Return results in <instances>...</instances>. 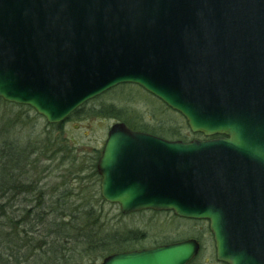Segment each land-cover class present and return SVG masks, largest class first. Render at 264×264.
I'll list each match as a JSON object with an SVG mask.
<instances>
[{
    "label": "water",
    "instance_id": "95a60500",
    "mask_svg": "<svg viewBox=\"0 0 264 264\" xmlns=\"http://www.w3.org/2000/svg\"><path fill=\"white\" fill-rule=\"evenodd\" d=\"M122 85L205 140L115 123L102 199L124 216L208 221L219 263L264 264V0H0V99L60 125ZM200 251L191 239L102 264H190Z\"/></svg>",
    "mask_w": 264,
    "mask_h": 264
},
{
    "label": "rangeland",
    "instance_id": "374dc122",
    "mask_svg": "<svg viewBox=\"0 0 264 264\" xmlns=\"http://www.w3.org/2000/svg\"><path fill=\"white\" fill-rule=\"evenodd\" d=\"M114 91L115 89L93 100L84 113L71 116L61 125H49L31 108L6 104L0 100V146L4 147L9 142H15L30 146V150L35 153L28 169L16 171L17 173L14 174L18 177L19 184L28 188L15 189L11 194H6L5 206L13 208L9 215L11 218L19 216L18 220H20L23 216L17 211L19 209L32 207L38 208L39 212L40 192H44L42 200L47 201L57 200L61 195L65 197L67 194L65 198H68L70 204L88 202L95 208L102 209L105 217L109 219L107 220L109 226L114 225L117 230H137L146 234L148 240L143 244V249L155 248L162 242L172 240H197L201 245V252L192 264H216L215 247L212 244L208 222L183 220L172 213L155 214L154 212L118 218L120 212L118 206L103 205L100 202L101 178L99 175L95 176L96 166L102 155L109 129L117 121L95 116L94 110L111 104L122 108L127 106L128 102L138 101L146 112L151 109V115L147 112L144 118L154 126L164 123L165 128H176L181 123H186L177 113L173 111L164 113L158 104V107L156 104L155 107L151 105L150 99L138 89H135L136 92L130 90L125 98L118 93L120 90ZM183 136L192 140L195 135L188 128ZM12 223L7 221L2 225L4 235L1 239L12 244V247L7 245L8 249L22 245L21 243L27 240L23 233L24 229ZM9 227L12 230H9ZM7 235H9L8 240L4 239ZM39 235V232L35 233V237ZM0 242L1 246L2 241ZM24 248V251L22 249L12 254L23 264H27L28 260V264H38V252L33 250V246H24ZM102 263L101 260L95 264Z\"/></svg>",
    "mask_w": 264,
    "mask_h": 264
},
{
    "label": "trees",
    "instance_id": "16d2710c",
    "mask_svg": "<svg viewBox=\"0 0 264 264\" xmlns=\"http://www.w3.org/2000/svg\"><path fill=\"white\" fill-rule=\"evenodd\" d=\"M129 89L134 92H136L135 89H138L150 99L151 105L155 107V104H158L164 113L172 112L159 100L149 94L147 95L137 86L122 85L115 88V91L120 90L118 93L125 98L131 92ZM126 104L127 106L122 108H119L116 104L105 105L94 110L93 114L124 123L133 131L151 134L170 141L190 142V139L183 136L184 131L188 130L186 123H181L176 128H165L164 123L154 126L146 122L144 118L147 112L151 115V109L146 112L138 101ZM90 105L91 102L87 103L72 116L84 113ZM196 136L201 137L200 135ZM34 156L35 153L30 150V146H23L15 142H9L4 147L0 146V241L4 245L0 246V264H23L12 253L20 252L22 249L24 251V246H33V250L38 252V264H95L101 260L103 262L114 254L144 248L143 244L148 240L146 234L137 230H117L114 225L109 226L107 224L109 219L105 217L102 209L95 208L94 205L88 202H78V205L77 202L70 204L68 198H65L68 196L67 194L65 197L61 195L57 200L47 201L42 200L44 192H40V198L38 199L39 212L38 208L32 207L19 209L17 211L23 218L18 220L19 216H14L15 212L12 213L15 218H11L9 212L13 208L5 206V196L11 194L15 189L27 190L28 186L20 185L18 177L14 174L17 173L16 171H23V169L30 166L31 159ZM97 175V171H95V176ZM33 193L35 192L33 191ZM99 200L103 205L107 204L100 195ZM117 216L118 218L124 217L120 212ZM7 221H11L24 229L23 233L27 240L21 243L22 245L11 248L10 241L5 242L1 239L4 235L2 225ZM8 224L10 225L9 222ZM8 229L12 230L10 227ZM38 232L40 235L35 237V233ZM8 237L9 235L4 239L8 240ZM175 242L180 241L162 242L157 247ZM7 245H11V247L8 249ZM28 262L29 260L27 264Z\"/></svg>",
    "mask_w": 264,
    "mask_h": 264
},
{
    "label": "flooded vegetation",
    "instance_id": "af4514ba",
    "mask_svg": "<svg viewBox=\"0 0 264 264\" xmlns=\"http://www.w3.org/2000/svg\"><path fill=\"white\" fill-rule=\"evenodd\" d=\"M194 139H200V137H194ZM97 167V166H96ZM210 231V230H209ZM211 234V233H210ZM211 237H212V244H213V246L215 247V243H214V240H213V236L211 235ZM201 242V241H200ZM176 243V242H175ZM170 244H174V243H169V244H165V245H170ZM215 260H216V250H215ZM216 264H221V263H219L217 260H216Z\"/></svg>",
    "mask_w": 264,
    "mask_h": 264
}]
</instances>
